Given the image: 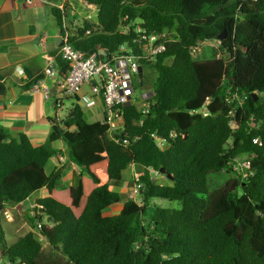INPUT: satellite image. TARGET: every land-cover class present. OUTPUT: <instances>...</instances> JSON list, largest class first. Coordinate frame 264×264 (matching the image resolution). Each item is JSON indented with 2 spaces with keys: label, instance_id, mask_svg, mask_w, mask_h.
<instances>
[{
  "label": "trees",
  "instance_id": "obj_1",
  "mask_svg": "<svg viewBox=\"0 0 264 264\" xmlns=\"http://www.w3.org/2000/svg\"><path fill=\"white\" fill-rule=\"evenodd\" d=\"M80 1L98 8L96 27L82 20L69 29L73 48L85 56L133 46L132 34L118 33L119 25L130 21L148 34L168 36L166 51L145 65L143 86L153 93L151 105L145 115L138 106L124 107L118 142L105 125L89 122L77 102L63 120L49 119L47 141L39 147L23 133L11 137L0 127V218L7 206L47 191L36 200L39 214L26 216L31 231L8 244L0 228V259L7 264H264V0ZM51 13L61 28L59 10ZM223 31L218 48H209L203 58L191 55ZM56 62L63 77L68 64ZM12 73L0 71V94L7 92ZM26 75L25 81L12 77L16 88L28 91L43 79L28 70ZM233 94L245 98L241 106ZM202 108L207 116L197 113ZM173 131L177 137L164 150L151 138H168ZM57 141L66 144L68 161L80 170L64 189L57 188L61 169L45 172L60 152L53 147ZM248 158L253 174L241 182L231 164ZM130 166L133 183L141 187V205L110 189ZM155 199L178 206L152 205ZM117 203L121 211L104 216ZM43 217L49 225L41 223ZM38 225L46 246L34 233Z\"/></svg>",
  "mask_w": 264,
  "mask_h": 264
},
{
  "label": "built area",
  "instance_id": "obj_2",
  "mask_svg": "<svg viewBox=\"0 0 264 264\" xmlns=\"http://www.w3.org/2000/svg\"><path fill=\"white\" fill-rule=\"evenodd\" d=\"M32 2L33 0H26L28 5H31ZM65 5L66 0L51 4L52 8L59 10L62 15L61 43L56 56L68 64V70L63 77H59L57 58L51 57L44 67L43 74L48 78H57L56 93H61L64 99L73 98L74 102H77L80 106H86L95 99H101L103 113L99 118V122L107 127L108 135L115 142H118L117 135L123 129L124 107L126 105L138 106L144 115L148 113V107L151 105L149 100L153 97V93L143 86V76L146 72L145 65L154 62L159 55L166 51L168 36L164 33L148 34L140 28L138 21H130L126 24H120L118 33L125 36L133 35V46L128 44L121 45L114 54H109L104 50H98L85 56L73 48L70 41L71 33L69 29L72 28L75 30L81 24L82 20H86L93 27H96L98 8L92 3L81 1V7L84 13L83 17L80 19H68ZM89 34L90 31H86V35ZM220 41L219 39L214 42L205 41L191 49V55L195 57L201 51L202 47L207 45L218 48L221 43ZM16 73L19 76L24 75L22 69H17ZM39 83L33 85L32 90L42 88L44 97L49 99V89L44 86H38ZM138 89H145L140 96L136 94ZM231 97L237 102V106H241L244 103L245 98L237 97L235 94L231 95ZM227 103L231 104L230 99H227ZM57 105L61 107L59 102H57ZM197 113L203 116L208 115L204 108L197 111ZM229 116L234 117L233 109L230 110ZM176 137L177 133L175 131L171 132L168 138L160 137L157 134L151 135L155 145L160 150L166 149L168 141ZM253 144L259 145L260 139H253ZM67 161L68 159L65 154L59 155V163L61 166L67 163ZM231 173L241 182L248 175L252 176L251 159H234L231 164ZM152 174L154 178L162 176L157 171L152 172ZM140 188V185L134 184L129 195V199L137 205H141V199L139 198ZM38 208L41 209L36 204L32 208L31 215L34 213L39 214ZM2 216L4 219L9 218L7 212H3ZM40 228L41 226L38 225L34 232L39 238ZM41 240L42 238H40Z\"/></svg>",
  "mask_w": 264,
  "mask_h": 264
},
{
  "label": "crops",
  "instance_id": "obj_3",
  "mask_svg": "<svg viewBox=\"0 0 264 264\" xmlns=\"http://www.w3.org/2000/svg\"><path fill=\"white\" fill-rule=\"evenodd\" d=\"M55 1L33 0L32 4L28 5L26 0H0V71L13 70L11 79L13 77V79L25 81L26 70H28L34 77L42 76L43 79L38 86L47 87L49 90L54 88L56 92L57 78H48L43 74L49 58L59 59L56 56L59 47L56 42L61 35V28L56 24L51 13V4ZM65 7L68 19L83 17L80 0H66ZM17 69H22L24 75L19 76L16 73ZM11 79L6 80L7 92L0 94V127L11 137L23 133L34 147L42 146L46 143L51 129L49 119L52 118V113L56 112L52 106L53 100L44 97L42 88L24 91L16 88ZM81 107L86 118L90 119L89 122L99 121L103 113L101 99H95L89 105ZM53 147L60 152L49 160L45 166V172L49 175L61 169L62 178L58 185L63 184L64 187L57 186V188L64 189L70 184L73 172L78 173L80 170L69 161L63 166L60 165L59 155L67 156V146L63 141L55 142ZM129 169L132 172L134 167L130 166ZM45 196L47 191L42 189L32 194L20 206H14L11 209L17 214L31 215L36 200ZM121 209L122 204L120 211ZM4 212L8 213L6 208ZM10 217L9 215L8 219ZM24 224L27 225V223ZM27 228L26 233L31 231L30 227Z\"/></svg>",
  "mask_w": 264,
  "mask_h": 264
},
{
  "label": "rangeland",
  "instance_id": "obj_4",
  "mask_svg": "<svg viewBox=\"0 0 264 264\" xmlns=\"http://www.w3.org/2000/svg\"><path fill=\"white\" fill-rule=\"evenodd\" d=\"M69 17V16H68ZM209 48H211L209 45L202 47L201 51L195 55L197 58H203L206 56V54L209 53ZM145 89H138L137 90V96H140V94L144 91ZM57 98H59V103L61 107H57L56 110V116L59 120H63L67 113L68 110L71 108L72 104L74 103L73 98H67L64 99L62 98L61 93L57 92ZM55 110V109H54ZM53 114V113H52ZM90 121V119H87ZM66 156V155H65ZM135 173V169L131 172L130 169H127L126 171L123 172V181L121 182H116L112 183L110 188L112 191L119 192L121 197L123 199L129 198V195L132 191V187L134 185L133 183V175ZM157 181H160L159 183H163L165 181L164 178L159 177V178H154ZM58 187H64L63 184H59ZM153 204H158L164 208H177V202H169L166 200H152V205ZM121 203H117L110 208H108L106 211H104V216H113L117 215L120 211ZM118 211H117V210ZM6 211H8V214L11 216L10 219L5 220L4 218L0 219V228L3 231V235L5 238V241L8 244H13L17 241L18 238L23 236L28 228L30 227L28 219H26V215L21 214V213H16V211H13L11 207H6ZM24 223H27L24 224ZM43 225H49V222L45 217H43V220L41 221ZM31 228V227H30ZM29 228V229H30ZM41 243L43 246H46V242L41 240ZM0 264H7L5 259H0Z\"/></svg>",
  "mask_w": 264,
  "mask_h": 264
},
{
  "label": "water",
  "instance_id": "obj_5",
  "mask_svg": "<svg viewBox=\"0 0 264 264\" xmlns=\"http://www.w3.org/2000/svg\"><path fill=\"white\" fill-rule=\"evenodd\" d=\"M225 37H226V32L223 31L221 34L218 35L217 39L223 40L225 39ZM60 42H61V37L57 39V42H56L57 47L60 45ZM140 74H141V69H140ZM49 93H50V98L53 100L52 106L55 108L57 106V96L55 94V89L54 88L50 89ZM52 118H56V112L53 113ZM160 173L164 175V170H160ZM237 184L238 182L235 181L234 185H237Z\"/></svg>",
  "mask_w": 264,
  "mask_h": 264
},
{
  "label": "clouds",
  "instance_id": "obj_6",
  "mask_svg": "<svg viewBox=\"0 0 264 264\" xmlns=\"http://www.w3.org/2000/svg\"><path fill=\"white\" fill-rule=\"evenodd\" d=\"M50 91V90H49ZM57 96V95H56Z\"/></svg>",
  "mask_w": 264,
  "mask_h": 264
}]
</instances>
